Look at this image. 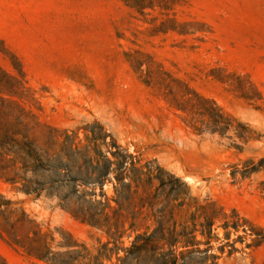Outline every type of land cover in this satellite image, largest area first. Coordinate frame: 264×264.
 Here are the masks:
<instances>
[{"label":"rangeland","instance_id":"1","mask_svg":"<svg viewBox=\"0 0 264 264\" xmlns=\"http://www.w3.org/2000/svg\"><path fill=\"white\" fill-rule=\"evenodd\" d=\"M152 15L156 24L165 18ZM171 15L185 25L180 34H154L151 15L139 16L119 0H0V70H22L27 91L20 101L39 144L53 130L80 141L92 130L103 152L114 144L126 149L140 165L150 162L177 178L190 198L213 202L227 216L235 212L264 235V0H186ZM136 61L143 63L139 70ZM192 92L230 116L231 129L191 127L188 120L200 118L177 110L171 98L198 103ZM113 184L103 187L107 198L114 197ZM99 194L97 188L98 200ZM0 195L55 242L59 231L88 247L101 238L56 200L27 197L2 182ZM222 223L220 217L216 225ZM215 235L209 254L218 258L207 264H264V241L230 229L236 251L228 256L230 247L218 249L224 230ZM0 260L46 264L1 236Z\"/></svg>","mask_w":264,"mask_h":264},{"label":"trees","instance_id":"2","mask_svg":"<svg viewBox=\"0 0 264 264\" xmlns=\"http://www.w3.org/2000/svg\"><path fill=\"white\" fill-rule=\"evenodd\" d=\"M119 1L139 16L151 15L154 34H180L177 28L185 26L171 13L186 0ZM152 13L165 18L156 24L159 18ZM142 64L136 61L134 68L139 70ZM14 70L11 74L0 70V182L27 197L56 200L71 218L101 235L88 247L59 231L61 240L55 242L50 230L0 195V236L27 257L46 264H207L218 258L209 252L219 227L226 243L218 249L223 253L230 247L228 256L236 251L235 242L229 243L230 229L241 230L254 243L264 241V235L248 227L235 212L227 216L213 202L190 198L185 186L158 166L150 162L140 165L116 144L113 152L106 151L108 157L99 149L105 145L99 143L103 140L92 130L83 141L67 131L58 134L53 130L39 144L29 120L31 112L20 101L27 91L23 72ZM192 96L198 103L189 97L181 101L171 98L177 110L200 118L188 120L191 127L199 131V122L219 134L231 129L230 116L194 92ZM235 134L244 138L243 132ZM112 180L114 197L107 198L103 187ZM220 217L223 223L216 225ZM138 227L143 230L139 232ZM124 237L130 239L127 246ZM0 264L4 263L0 260Z\"/></svg>","mask_w":264,"mask_h":264}]
</instances>
